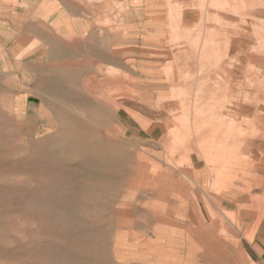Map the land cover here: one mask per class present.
<instances>
[{
	"label": "rangeland",
	"instance_id": "obj_1",
	"mask_svg": "<svg viewBox=\"0 0 264 264\" xmlns=\"http://www.w3.org/2000/svg\"><path fill=\"white\" fill-rule=\"evenodd\" d=\"M70 2L39 97L0 82V264H264V0Z\"/></svg>",
	"mask_w": 264,
	"mask_h": 264
},
{
	"label": "crops",
	"instance_id": "obj_2",
	"mask_svg": "<svg viewBox=\"0 0 264 264\" xmlns=\"http://www.w3.org/2000/svg\"><path fill=\"white\" fill-rule=\"evenodd\" d=\"M32 7L39 10L35 16L41 21V26L34 27L29 23V11L32 10ZM76 8L78 7L70 0H0V82L5 85L4 91L20 95L21 100H25L23 106H26L27 109L29 100H32L34 96L38 98L40 89H44L39 85L46 83V77L52 74V67H61L59 60H55L56 64H53V52L68 51V25L71 18L78 19L79 9ZM32 16L34 18V14ZM188 20L189 16L180 17L184 26H188ZM56 24L60 30L56 26L57 28H54L57 31L54 32L52 25ZM49 69L51 71L48 73ZM6 85L8 86L6 87ZM33 93L34 96H32ZM231 120V122L228 120L225 123L226 130L236 131L238 124L234 119ZM223 124L224 121H222V127ZM229 136L226 134L227 139L223 138L224 144H226L223 146L227 148L229 156L236 155L242 150H248L253 145L251 141L241 145L242 143L238 140L243 136L241 133ZM176 227L183 229L182 233L190 234L187 237L188 241L182 240L184 248H181L178 255H188L189 259L195 258L196 255H199L194 247L197 241L187 228L189 226L184 223L183 225L178 224ZM255 242L259 246L264 244L263 226ZM186 245H188V249Z\"/></svg>",
	"mask_w": 264,
	"mask_h": 264
}]
</instances>
